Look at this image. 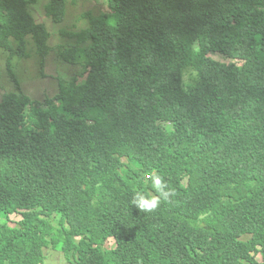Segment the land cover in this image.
<instances>
[{"label":"trees","instance_id":"16d2710c","mask_svg":"<svg viewBox=\"0 0 264 264\" xmlns=\"http://www.w3.org/2000/svg\"><path fill=\"white\" fill-rule=\"evenodd\" d=\"M35 1L0 0L7 69L64 20ZM107 1L53 97L0 99V264H264V0ZM153 171L175 195L142 212Z\"/></svg>","mask_w":264,"mask_h":264},{"label":"rangeland","instance_id":"374dc122","mask_svg":"<svg viewBox=\"0 0 264 264\" xmlns=\"http://www.w3.org/2000/svg\"><path fill=\"white\" fill-rule=\"evenodd\" d=\"M45 2L46 0H36V6H30V10L34 13H44ZM105 13H109L107 0H66L65 17L61 23L52 24L47 18L43 20L48 33H51L45 57L38 56L34 44L29 43L25 54L20 58H12L8 69L7 63H5L7 55H3V58L0 59V62L2 61L0 99L7 91L16 90L14 82L18 84V89H21L30 98L40 101L47 97H53L59 85L67 84L73 75V67L63 62L60 57L61 52L66 51L64 48L67 44L77 43L75 38L66 34L77 33L87 28L88 16ZM28 39L30 38L28 37ZM192 77L191 73H186L185 82H191ZM60 78L63 80L59 81ZM84 80L85 77L79 78L77 84L83 83ZM20 220L21 216L18 213L11 215L7 220H0V222L16 227ZM113 246L114 241L112 239L105 244L108 249ZM47 255L49 256V264H57V262L64 260L61 254L54 251L49 250Z\"/></svg>","mask_w":264,"mask_h":264},{"label":"clouds","instance_id":"9594fccd","mask_svg":"<svg viewBox=\"0 0 264 264\" xmlns=\"http://www.w3.org/2000/svg\"><path fill=\"white\" fill-rule=\"evenodd\" d=\"M148 179L151 181L156 195L137 191L132 201V204L142 212L154 211L162 199L168 200L175 195V191L169 188L167 181L159 173L153 171L149 174Z\"/></svg>","mask_w":264,"mask_h":264}]
</instances>
